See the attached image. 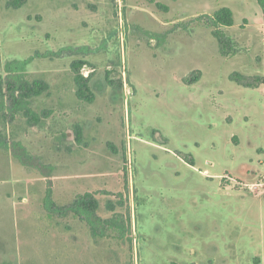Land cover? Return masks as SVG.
<instances>
[{
	"label": "rangeland",
	"instance_id": "1",
	"mask_svg": "<svg viewBox=\"0 0 264 264\" xmlns=\"http://www.w3.org/2000/svg\"><path fill=\"white\" fill-rule=\"evenodd\" d=\"M93 1L98 25L59 24L51 10L45 23L35 13L42 0H0L1 77L6 61L24 60L22 76L62 95L61 102L32 97L39 120L20 112L0 137V264H264V187L224 190L212 175L243 184L264 174V91L236 82L264 77L257 1ZM223 6L234 17L220 27L231 55L203 25L209 17L195 20ZM77 59L85 62L87 94L96 96L91 104L71 99ZM2 104L0 115L9 106ZM51 106L63 122L58 112L44 114ZM50 148L60 153L56 161L48 160ZM61 172L82 178L77 191L100 188L113 218H87L88 229L73 224L68 209L64 236L59 225L49 229L43 220L58 216L48 215L44 190L63 179L42 177Z\"/></svg>",
	"mask_w": 264,
	"mask_h": 264
},
{
	"label": "crops",
	"instance_id": "2",
	"mask_svg": "<svg viewBox=\"0 0 264 264\" xmlns=\"http://www.w3.org/2000/svg\"><path fill=\"white\" fill-rule=\"evenodd\" d=\"M93 2H94L93 0H82L79 3H77L75 0H59L58 4L48 5L47 2L42 0V2L39 3V5H38L39 7H38L37 12H35V13L41 15V16H39V15L37 16L36 15V17H39L40 21H43L45 23L47 22L46 19L48 17H50L53 13H55L56 15H58V23L59 24L71 25V24H76L77 23L78 25H80V24H82V21H83V18H84L85 20H88V21L90 20L91 24L98 25V24H100L99 15L96 14L95 6H93V7L91 6V4H93ZM49 10H51V11H49ZM48 11L49 12L53 11L50 16H48ZM249 88H254V89H256V90H258L260 92H263L264 91V82H259L258 86L249 87ZM87 93L89 94V92H87ZM41 94H44L45 97H51L52 96V97H54V99L57 98L58 101L61 102V100H60L61 97H62L61 92H57L56 95L55 94L52 95L53 93L50 90H48V91L44 90ZM88 96H90V95H88ZM90 97H91L92 100L91 101H87V100H85V98L84 99L80 98L77 95V91H75L73 93V98H71V99H72V102H74L75 104L78 103V101L75 100V99H78L79 101L85 100L84 102H89V104H91L93 102V99L96 96L91 95ZM50 105H53V103L51 102ZM57 112H58V116L60 117V122H63L64 121L63 116L65 114L64 113H60L59 110L58 111L55 110L53 106L49 107V109L47 111H45L44 114L51 118L53 116V114L57 113ZM77 114H78V112H77ZM59 126H60V128L64 127L63 125L62 126L59 125ZM77 129H78V130H76V134L77 135L74 136L73 139H76V141L79 142V141H82L83 134H82V129H81L80 126ZM59 133H60V137H62L61 140L62 139L70 140L69 137H68V134H64V132H62L61 129L59 130ZM48 135H49V137H51L54 140V136H52L51 134H48ZM77 145H79V143ZM52 146H54V143H53ZM52 146H50V147H52ZM55 147H56V145H55ZM58 148L59 147H57V150H59ZM50 151H51V148L49 149V152L47 154L48 160L49 161H56V158H52V156L60 155V153L59 154H55L54 151L51 152V153H50ZM77 153H78V151L75 152V155H77ZM188 158H190L189 161L191 163H194V158L192 156H189ZM52 163H54V162H52ZM209 165H211V163H209ZM52 167H53V165H52ZM191 167L194 168L195 167L194 164H192ZM201 173H203V175H207V176L210 175L209 171L207 169H204L203 172H201ZM212 175H214V177L218 178V184H219L218 186L220 188H222V186L220 184V180H219L221 174H212ZM46 177H48V178H51V177L52 178H58V180L63 179L62 181L59 182L60 185L52 183V186H49L47 190H44L45 194L43 195V202H45L47 196H49L50 199L59 208H61L60 209L61 210L60 211L61 214L58 215L57 220L53 219V217H51L50 219L46 218V219L43 220L44 223H46L45 224L46 226L51 225L53 227V228H49V229H53L54 230V228H56L55 225H59V227H60L59 230L58 231L55 230V231L61 237H63L64 233L67 230H69V228H68L69 225L72 226L71 222L73 224L77 223L78 225L87 227V225H86L87 218H91L93 216H96L98 219L101 218V220H106V221H109V220H111L113 218V213L115 211L114 204H112V202L108 198L104 202V204H102V203H101L102 205L100 204V201L103 199L102 197H104V195L101 194L102 192L100 193V191H99L100 188H98L96 185L95 186H93V185L89 186L90 188H86L83 192H80L79 190L77 191V185L79 183L82 184L81 183L82 178H76V177H73V176L72 177H66L65 174L63 175L62 172L61 173H54V174H50V175H47V174L45 175L44 174L42 178L45 179ZM68 178L69 179L70 178H72V179L76 178L77 180L73 181V184H75V185H72V181H71L72 179L69 180L70 182L68 180L65 181ZM86 178H90L89 179V180H91L90 183L94 182L92 180L93 176L86 177ZM67 182H69V184ZM74 190H76V191H74ZM224 190H226V189H224ZM48 191H50L49 195L47 194ZM86 193L91 194V198H87V199H84V200L85 201L86 200L87 201H89V200L91 201V203H89L90 206H88V207H90L93 210V213L90 216H86V215L82 214L81 212L80 213L77 212L78 209H76L75 206H74V208H73L74 209L73 217H71V222H68L67 213L65 211L70 208L69 207L70 204L73 206L74 202L77 199L82 198L83 195L86 194ZM255 194L256 195H260V194H262V192L260 194L259 193H255ZM105 196L109 197L108 194H105ZM93 201H95L96 203L93 202ZM101 208L106 209L105 210V214H102V215L100 214L99 211H100ZM63 214H64V218H65L64 222L62 221ZM106 223H109V222H105V221L103 222V224H105V225H106ZM61 226H63L62 229H61Z\"/></svg>",
	"mask_w": 264,
	"mask_h": 264
},
{
	"label": "trees",
	"instance_id": "3",
	"mask_svg": "<svg viewBox=\"0 0 264 264\" xmlns=\"http://www.w3.org/2000/svg\"><path fill=\"white\" fill-rule=\"evenodd\" d=\"M154 1V0H151ZM260 10L261 14L264 20V0H256ZM15 1H12V4H14ZM155 4L159 8H163L164 10H167L166 6L161 5L158 2H155ZM209 17V21H202L203 25L207 28H211V32L213 36L216 38L219 44L220 52L223 55H231V52H229L230 44H232V39L226 35L225 31L221 29V26H232L234 24V17L233 12L230 8L223 6L219 8L218 10L214 11L211 15H201L197 17L196 21H201L202 18ZM227 49V50H226ZM233 52V51H232ZM27 61H21L18 59L9 60L6 61L4 64V72L6 75L1 77L0 75V100L1 104L4 103L3 106H6L7 103H9V106L5 108L2 107V112L0 117H2V123L3 128L1 129L0 124V137H5V125L9 122V119H12L16 114L22 113V116L26 117V119L29 121H35L37 122L38 115L30 108L31 99L34 96L40 95L45 89L46 85L42 84L40 82H32L30 83L24 76H22V73L19 72L21 68H24V65ZM85 65V62L83 60H73L70 64V67L73 72V79L77 85V95L80 98H85L87 101H91V97L88 96L86 93H90V88L88 86V77L85 78L81 72V67ZM241 76L240 73H236L234 75L235 77ZM238 84H242L247 87H256L258 86L259 82H264V77L257 81V83H254L252 85L240 83L241 81L238 79L236 81ZM6 103V104H5ZM1 121V120H0ZM15 146L19 148L20 150H24V148L21 146V144L17 143ZM49 192L47 194L49 195ZM91 198V194L86 193L83 195L82 198L77 199L71 209L72 212H74V206L76 209H78L77 212H81L82 214L86 216H90L93 213V210L88 207L90 206L89 203L91 201H85L84 199ZM95 202V201H93ZM81 203V204H80ZM96 203V202H95ZM45 205L48 206V210L50 217V211L52 210L53 213H55L57 216L61 214V208H59L51 199L49 196H47L45 200ZM95 209V208H94Z\"/></svg>",
	"mask_w": 264,
	"mask_h": 264
},
{
	"label": "built area",
	"instance_id": "4",
	"mask_svg": "<svg viewBox=\"0 0 264 264\" xmlns=\"http://www.w3.org/2000/svg\"><path fill=\"white\" fill-rule=\"evenodd\" d=\"M258 180L252 183H239L234 178L228 175H222L220 177V184L223 189L230 188V189H240L241 187L251 191L255 192V190L264 187V174H259ZM227 190V189H226Z\"/></svg>",
	"mask_w": 264,
	"mask_h": 264
}]
</instances>
